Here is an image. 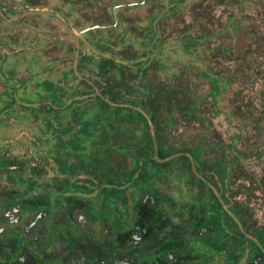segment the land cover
Returning <instances> with one entry per match:
<instances>
[{
	"label": "rangeland",
	"instance_id": "1",
	"mask_svg": "<svg viewBox=\"0 0 264 264\" xmlns=\"http://www.w3.org/2000/svg\"><path fill=\"white\" fill-rule=\"evenodd\" d=\"M101 58L117 66L104 62L117 93L112 101L128 96L126 84H146V102L159 91V103L172 108L171 115L160 111L159 121L170 128L176 120L170 140L176 147L208 143L205 159L239 166L227 193L249 221L264 223V0H0V106L20 108L13 114L19 125L0 128V170L60 137L45 124L47 103L108 99L100 93L109 89L96 68ZM188 103L195 109L186 110ZM38 104L35 119L41 113L44 120L32 119ZM55 149L69 170L64 148ZM34 154L23 162L41 165ZM180 155L189 157L173 154Z\"/></svg>",
	"mask_w": 264,
	"mask_h": 264
},
{
	"label": "flooded vegetation",
	"instance_id": "2",
	"mask_svg": "<svg viewBox=\"0 0 264 264\" xmlns=\"http://www.w3.org/2000/svg\"><path fill=\"white\" fill-rule=\"evenodd\" d=\"M105 61L117 66L95 62L109 86L100 93L108 99L47 103L45 124L60 137L41 152L25 150L41 155V165L17 156L20 161L0 170V264H264V223L249 221L227 193L229 173L239 178V166L205 159V142L176 147L169 133L176 120L170 128L159 121L160 111L171 115L172 108L159 103V91L142 101L146 84L135 90L126 84L128 96L112 101L117 93ZM8 104L0 106V128L19 125L13 114L20 108ZM39 108L33 107L32 119ZM82 110L101 118H81ZM39 114L35 120H44ZM51 147L64 148L69 170ZM180 150L189 157H174Z\"/></svg>",
	"mask_w": 264,
	"mask_h": 264
},
{
	"label": "trees",
	"instance_id": "3",
	"mask_svg": "<svg viewBox=\"0 0 264 264\" xmlns=\"http://www.w3.org/2000/svg\"><path fill=\"white\" fill-rule=\"evenodd\" d=\"M85 91V90H84Z\"/></svg>",
	"mask_w": 264,
	"mask_h": 264
}]
</instances>
